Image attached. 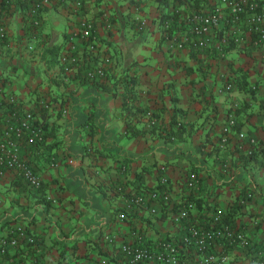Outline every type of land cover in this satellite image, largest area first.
Listing matches in <instances>:
<instances>
[{
    "label": "crops",
    "instance_id": "1",
    "mask_svg": "<svg viewBox=\"0 0 264 264\" xmlns=\"http://www.w3.org/2000/svg\"><path fill=\"white\" fill-rule=\"evenodd\" d=\"M75 1L45 8L35 27L17 3L4 14L0 131L11 112L30 111L45 136L39 143L21 142V154L41 176L40 189L0 167V239L15 224L37 238L0 256V264H131L123 244L141 239L151 247L179 239L186 229L173 221L176 207L159 202L155 213L147 206L126 210V194L118 190L153 188L162 178L172 203L193 196L192 222L203 223L215 206L243 228L250 247H230L223 239L216 244L227 264H264V42L256 44L242 22L223 21L208 52L192 44L177 48L160 26L162 14L178 12L180 19L219 0H82L80 8ZM80 17L93 22L100 49L90 54L78 39L79 64L94 66L110 56L114 77L107 86L127 73L137 80L134 104L165 121L180 108L186 128L181 139L166 141L147 131L128 135L120 83L112 93L82 73L66 74L60 63L50 64V53L65 50ZM182 30L175 25L173 37L180 39ZM225 83L232 84L229 92L220 91ZM230 112L237 125L223 141ZM147 119L136 126L148 130ZM190 172L198 180L193 191L184 185ZM235 201L240 205L233 210Z\"/></svg>",
    "mask_w": 264,
    "mask_h": 264
},
{
    "label": "built area",
    "instance_id": "2",
    "mask_svg": "<svg viewBox=\"0 0 264 264\" xmlns=\"http://www.w3.org/2000/svg\"><path fill=\"white\" fill-rule=\"evenodd\" d=\"M32 5L28 12L33 25L40 24L39 13L51 5L62 0H31ZM82 0H76V7H82ZM14 6V3H12ZM0 21V38H5L6 27L4 14ZM234 25L243 23V28L255 35L256 44L264 42V0H219V4L206 10L193 11L183 16L185 30L180 39H173V44L177 48H183L186 44H192L198 49H204L211 45L214 40L216 30L222 22ZM168 24L165 23V35ZM78 39L82 42L84 50L88 53L99 52L100 43L98 35L91 20L80 17L75 21L74 27L67 36L66 48L59 55V63L64 73L77 70L79 64ZM112 64V59L108 55L101 57V62L94 66L86 67L85 76L90 80H101L105 76L104 68ZM232 89L231 83L222 85L220 91L229 92ZM47 106V104H44ZM238 107L233 104V109ZM237 121L235 114L230 112L222 127L223 141L235 132ZM238 138H244V132H236ZM30 143L42 140L41 126L35 121L34 114L30 111H13L3 120L0 131V167L12 169L32 188L39 189L42 186V179L37 170L21 154V142ZM251 144H255L254 139H250ZM166 178H162V183ZM197 176L194 172L187 174L185 188L187 190L197 188ZM118 190H121L118 187ZM126 198L125 208L131 210L135 207L147 206L152 213L157 211L156 204L163 201L165 204H173L168 192L163 190H151V192H132L124 195ZM248 197L251 196L249 192ZM191 206L180 207L173 214V221L186 229L179 239H166L159 241L151 247L144 246L141 239L137 243H125L121 246V251L131 264H179L186 258L188 264H227L226 253L216 250L219 239H225L229 244L248 248L251 241L248 239L242 227L233 226L223 221V211L219 208L212 212L203 223L192 222ZM125 212H121L119 217L125 218ZM36 244L37 238L31 235L23 224H15L12 234L9 237L0 239V254H6L10 249H18L21 244ZM186 256V257H185ZM98 264H106L100 262ZM263 264V263H260Z\"/></svg>",
    "mask_w": 264,
    "mask_h": 264
},
{
    "label": "trees",
    "instance_id": "3",
    "mask_svg": "<svg viewBox=\"0 0 264 264\" xmlns=\"http://www.w3.org/2000/svg\"><path fill=\"white\" fill-rule=\"evenodd\" d=\"M175 1H178V0H175ZM12 3H17L18 7L20 9L23 8V10H22L23 18L25 20H28L33 25L32 19L28 15V12H29L31 5H32L31 0H0V13H1L0 14V21L2 20V17H1L2 14H5L7 11H10V7H11ZM214 6L215 5H213L212 7H214ZM194 11H201V9L195 8ZM190 13L187 12L186 14H190ZM177 16H178V12H173V13H169V14L165 13V14L160 15V26L163 28L165 23L168 24L167 32L169 33V36H172V31H173V28L175 25H179V26H181V28L183 30H185V26L183 23V17L180 19H177ZM33 27H35V26L33 25ZM162 30L164 31L165 29H162ZM215 35H216V33H215ZM207 47H206V49L204 48L206 52H208V50L210 48H212L210 45ZM59 55L60 54H58V51H55V53H52V54L50 53V56H51L49 59L50 64L59 63ZM110 66H107L106 68H104V71H105L104 78H102L101 80H99V79L93 80L92 82H94L98 87L110 90L112 93H114L113 89L118 85V83H120L122 85V88H123L122 95L124 97V102H123L124 114H123V117H124V121H125L126 133L128 135L132 136V135L144 134L147 131L151 134H155L157 136L163 137L166 141H171L174 138L181 139L182 135L185 133V129H186L183 122L180 120V113L182 112V110L180 108H175L173 110L172 114L170 115L169 119L167 121H165L164 118L161 117V115L159 113L151 112V111L147 110L146 108L139 107L138 105L134 104V101L136 99L137 92H138L137 88H136V85H137L136 77L133 75H129L127 73H123V74L119 75L114 80L113 86L110 89L107 86L108 84L105 82L106 79H111L114 77L111 74V71L109 68ZM85 67L86 66L80 64V66L77 68V70H74V71L82 73L83 78L86 80H89L85 76V69H86ZM61 69L63 71L62 66H61ZM241 76H244L243 72H242ZM237 108L234 109V111H235L234 113H236ZM144 115L148 116V119H147V124L149 126L148 130H145L144 127H137L136 126V122L140 121V118L143 117ZM235 129H236V127H235ZM41 132H42V140L40 142L43 141L44 136H45V132H44V129L42 126H41ZM166 184H167V180L164 183H162V179H161V180H159L158 184L155 187L148 188V189L142 188L143 190H141L140 192H147L148 193V192H151V190H163V189H165ZM118 187H120V189L125 192L124 194H131L132 192H137L139 190V188H137V189H135V191L131 192V190H129V191L124 190L125 188H123L120 185ZM194 189H189V191H193ZM161 202L164 203L163 201H161ZM239 205L240 204L237 201H235L232 209L235 210ZM190 206L191 207L197 206L195 200L193 199V196H188V198L184 202H182V204H177V205L175 203L172 204V208L176 207V209H179L180 207H187L188 208ZM217 209H218L217 207L212 206L209 213L211 214L212 212H214ZM223 221L225 223L231 224L230 223L231 219L228 217V214H225L224 212H223ZM223 241L226 243V245H229L230 247L235 245V244H233V245L229 244L225 239H223ZM23 244H28V243H23ZM17 250L18 249H15L14 251H17ZM7 253H9V252H7ZM6 254H0V256L5 257Z\"/></svg>",
    "mask_w": 264,
    "mask_h": 264
}]
</instances>
